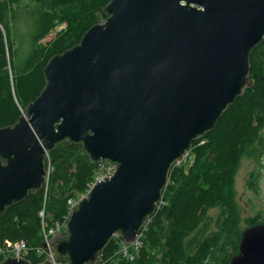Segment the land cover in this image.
Masks as SVG:
<instances>
[{"label": "water", "instance_id": "water-1", "mask_svg": "<svg viewBox=\"0 0 264 264\" xmlns=\"http://www.w3.org/2000/svg\"><path fill=\"white\" fill-rule=\"evenodd\" d=\"M104 12L48 60L38 97L0 127V217L42 189L56 144L115 165L43 245L65 264H97L115 236L133 243L174 162L252 86L250 53L264 38V0H110ZM229 264H264V223L241 232Z\"/></svg>", "mask_w": 264, "mask_h": 264}, {"label": "trees", "instance_id": "trees-1", "mask_svg": "<svg viewBox=\"0 0 264 264\" xmlns=\"http://www.w3.org/2000/svg\"><path fill=\"white\" fill-rule=\"evenodd\" d=\"M109 1L0 2V127L14 124L25 106L38 97L45 85L43 68L48 60L78 44L91 26L104 20ZM21 24L29 40L15 48V36L23 35L18 29ZM62 24L61 32L42 42ZM249 76L252 86L223 112L213 130L192 142L186 158L170 169L161 202L147 221L135 259L117 256L122 240L115 237L97 264H229L241 235L235 177L242 160L257 152L251 146L264 128V38L250 53ZM49 160L52 170L45 204V190L41 189L0 217V244L24 241L32 264L44 261L37 254L43 244L39 216L43 206L49 229L66 212L67 200L83 195L97 172V164L77 144H56ZM212 209L218 211L214 219L208 215ZM260 217L246 219L247 226L264 223ZM211 223L216 229L208 232Z\"/></svg>", "mask_w": 264, "mask_h": 264}, {"label": "built area", "instance_id": "built-area-1", "mask_svg": "<svg viewBox=\"0 0 264 264\" xmlns=\"http://www.w3.org/2000/svg\"><path fill=\"white\" fill-rule=\"evenodd\" d=\"M185 157H186V155L183 156L182 159L176 160L175 164L176 165L180 164V162ZM50 169H51V162H50L49 157H48V163L46 166L45 186H47L46 181L48 179ZM114 171H115V165H113L111 163H107V162L98 163L97 164V172L95 174V180L87 185V189H86L85 194L93 188V186L96 184V182L98 180L106 178V177H110ZM46 192H47V189L45 188V194H44L45 202H46ZM83 196L84 195H81L77 199H72V198L68 199L66 212L61 216L60 219L55 221L54 224L49 229H48V227L44 221V217H45L44 206L41 209V211L39 212V216L41 217V220H42V228L41 229H42V236H43V244H42L41 248L37 249V254L39 256H43V258H44L43 259L44 261L41 263H44L45 261H47L49 259L52 264H65V263H61V262H56L54 260L53 253L50 250V248L44 247L43 245L48 243V241L52 237H54L58 233H62L64 231L65 226H66V224L69 220V217L71 215L73 206L80 199H82ZM143 231H144V229L142 230V232L139 235H137L135 241L131 245L120 246L118 252L116 253L117 256H119L120 258L125 259V260L133 261L135 259L136 253L139 252V250L142 247L141 237L143 235ZM28 253H29V247L27 246V244L24 241H17V242L6 241L3 244H0V262L7 257H16V258H20V259H27Z\"/></svg>", "mask_w": 264, "mask_h": 264}, {"label": "rangeland", "instance_id": "rangeland-1", "mask_svg": "<svg viewBox=\"0 0 264 264\" xmlns=\"http://www.w3.org/2000/svg\"><path fill=\"white\" fill-rule=\"evenodd\" d=\"M62 28H64V24L58 25L57 27L53 28L50 31V33L43 39L44 41L42 42H46L50 38H52L53 35H57L59 32L62 31L61 30ZM0 29L3 31V28L1 25H0ZM18 29L21 30L22 32L26 31L24 24L19 25ZM24 32L22 33L23 35L21 38L19 36H15L16 40H14L15 38L13 36L15 48H18V46H21L20 43L28 42L29 33L25 35ZM26 36L27 38H25ZM22 58L23 57H21V59ZM8 68H9V65H8ZM260 142L262 144L258 147L257 151L263 153L264 152V130L262 131V137H261ZM254 160H257L255 155L254 156L250 155V158L243 159L238 169L237 175L235 177V182H236L235 183V186H236L235 202L237 204V208L239 211V216H240L239 226L241 227V232L249 228V226H247L246 219L253 218L256 214H260L261 215L260 220L264 221V183L260 185V189L256 195H252L248 193V191L246 190V186H245L246 185L245 182H246V178L248 174H250V172L254 169ZM51 170H52V167L50 169V173H51ZM50 173H49V176H50ZM49 176H48V179H49ZM48 179L46 181V185H48ZM44 203H45V199L43 198V204ZM208 215L212 219H214L218 215V211L215 209H212L208 212ZM215 229H216V226L214 225V223H211L209 225L208 232H211Z\"/></svg>", "mask_w": 264, "mask_h": 264}, {"label": "flooded vegetation", "instance_id": "flooded-vegetation-1", "mask_svg": "<svg viewBox=\"0 0 264 264\" xmlns=\"http://www.w3.org/2000/svg\"><path fill=\"white\" fill-rule=\"evenodd\" d=\"M264 128L260 131V136L257 139L254 140V143L251 146V151H255L258 149V147L262 144L260 142L262 137V131ZM256 156L257 160H254V169L248 174L246 178V190L248 193L252 195H256L260 189V185L264 183V152L261 153L259 151L253 152L252 156ZM236 183V182H235ZM236 187V186H235Z\"/></svg>", "mask_w": 264, "mask_h": 264}, {"label": "bare ground", "instance_id": "bare-ground-1", "mask_svg": "<svg viewBox=\"0 0 264 264\" xmlns=\"http://www.w3.org/2000/svg\"><path fill=\"white\" fill-rule=\"evenodd\" d=\"M55 220V219H54Z\"/></svg>", "mask_w": 264, "mask_h": 264}]
</instances>
